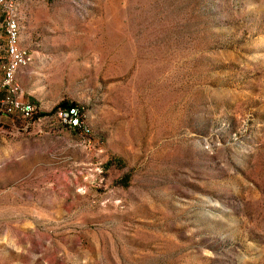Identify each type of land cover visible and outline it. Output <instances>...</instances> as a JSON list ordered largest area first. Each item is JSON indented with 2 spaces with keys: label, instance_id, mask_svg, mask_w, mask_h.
Listing matches in <instances>:
<instances>
[{
  "label": "rangeland",
  "instance_id": "rangeland-1",
  "mask_svg": "<svg viewBox=\"0 0 264 264\" xmlns=\"http://www.w3.org/2000/svg\"><path fill=\"white\" fill-rule=\"evenodd\" d=\"M13 2L0 264H264V0Z\"/></svg>",
  "mask_w": 264,
  "mask_h": 264
},
{
  "label": "built area",
  "instance_id": "built-area-1",
  "mask_svg": "<svg viewBox=\"0 0 264 264\" xmlns=\"http://www.w3.org/2000/svg\"><path fill=\"white\" fill-rule=\"evenodd\" d=\"M14 2L13 0H0V7L4 13V29L6 34V56L0 62V68L11 69V60L19 59L22 60L28 54V51H23L22 49H17L15 44L11 43V25H10V14L13 9ZM1 86L4 90V96L0 101V110L6 116L19 117L24 120H28V113H35V115H39L35 109V103L29 100H25L21 93H15L10 90V79H2ZM64 112L67 113L68 117L71 121L75 122V113H68V108H62ZM78 109H81L78 106ZM76 123V122H75Z\"/></svg>",
  "mask_w": 264,
  "mask_h": 264
},
{
  "label": "bare ground",
  "instance_id": "bare-ground-1",
  "mask_svg": "<svg viewBox=\"0 0 264 264\" xmlns=\"http://www.w3.org/2000/svg\"><path fill=\"white\" fill-rule=\"evenodd\" d=\"M10 25H11V43L15 44L17 49H22L23 51H26L25 49H23L20 46V39H21V24L19 19L10 14ZM30 60V55L29 53L26 54V57L23 58L22 60L19 59H12L11 60V69H4V79H10V90L12 92L18 93L19 91V84L17 82V72L18 69L21 65L27 63ZM35 109H36V104H35ZM37 110V109H36ZM76 110V115H75V122L71 121L70 118L68 117L67 113L65 112V119L67 120L71 127H79L81 126V111L80 109L76 108V107H71L68 110V113H75ZM35 113H28V120L31 119L32 117H34Z\"/></svg>",
  "mask_w": 264,
  "mask_h": 264
},
{
  "label": "crops",
  "instance_id": "crops-1",
  "mask_svg": "<svg viewBox=\"0 0 264 264\" xmlns=\"http://www.w3.org/2000/svg\"><path fill=\"white\" fill-rule=\"evenodd\" d=\"M5 35L6 34L4 29V15L0 8V40L4 39ZM5 56H6V50H4V48L1 47L0 45V62ZM3 75H4L3 70L0 68V101L4 96V90L1 86ZM10 120L11 118L3 114L0 110V138L4 136L6 131H9L7 127L9 125Z\"/></svg>",
  "mask_w": 264,
  "mask_h": 264
},
{
  "label": "trees",
  "instance_id": "trees-1",
  "mask_svg": "<svg viewBox=\"0 0 264 264\" xmlns=\"http://www.w3.org/2000/svg\"><path fill=\"white\" fill-rule=\"evenodd\" d=\"M71 106L72 107H76V106H78L76 103H71V104H67V103H65V102H62V103H60L56 108H59V107H67L68 108V110L71 108ZM43 115L44 114H46V113H42ZM35 116V115H34ZM32 119V118H31ZM30 120V119H29ZM71 130H73V129H71ZM75 131H81V130H79V129H74ZM82 132V131H81Z\"/></svg>",
  "mask_w": 264,
  "mask_h": 264
}]
</instances>
